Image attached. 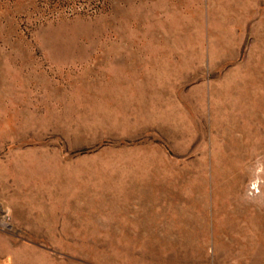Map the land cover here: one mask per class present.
Listing matches in <instances>:
<instances>
[{"label":"rangeland","instance_id":"1","mask_svg":"<svg viewBox=\"0 0 264 264\" xmlns=\"http://www.w3.org/2000/svg\"><path fill=\"white\" fill-rule=\"evenodd\" d=\"M0 264H264V0H0Z\"/></svg>","mask_w":264,"mask_h":264}]
</instances>
